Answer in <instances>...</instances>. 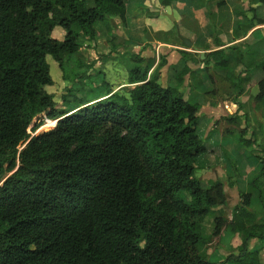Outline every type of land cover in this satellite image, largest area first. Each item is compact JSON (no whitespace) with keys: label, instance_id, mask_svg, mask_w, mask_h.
<instances>
[{"label":"trees","instance_id":"trees-1","mask_svg":"<svg viewBox=\"0 0 264 264\" xmlns=\"http://www.w3.org/2000/svg\"><path fill=\"white\" fill-rule=\"evenodd\" d=\"M111 18L127 28L125 0H0V264H216L203 249L202 224L225 206L224 184L203 187L195 176L207 149L197 135L200 106L186 100L184 87L194 74L188 62L196 67L208 58L180 52L176 85L164 88L163 64L148 77L152 61L133 57L132 89L99 87V73L76 56L80 41L90 46ZM234 49L210 54L223 56L214 68L244 63ZM48 59L69 85L59 105L45 91L53 85ZM253 68L263 73L254 101L264 103V59ZM40 115L55 126L31 137ZM241 134L239 146L261 151ZM258 160L248 187L264 212V161ZM240 198L230 222L213 220L212 236L227 226L241 237L235 251L223 253L224 263L264 264V247L247 252L264 225L247 211L252 195Z\"/></svg>","mask_w":264,"mask_h":264},{"label":"crops","instance_id":"crops-1","mask_svg":"<svg viewBox=\"0 0 264 264\" xmlns=\"http://www.w3.org/2000/svg\"><path fill=\"white\" fill-rule=\"evenodd\" d=\"M125 1L127 10L141 9L144 12L134 18L136 28L132 31L115 28L117 23L114 18L107 19V22L101 25L103 33L97 32L96 42L98 45L104 44L107 58L102 66L104 75L100 82L107 83L114 93L122 94L124 90L132 89L134 86L128 84L127 76V71L132 65L126 67V63L119 57H131L130 61L133 62L132 58L138 56L146 62L152 61L148 77L158 65L163 64L158 70L160 83L164 88L173 87L176 85L175 76L184 65L180 52H186L192 58L201 60L200 53L187 49L178 39V35L190 40L193 46L203 53L204 59L208 58L207 64L196 67L188 62L187 66L194 70V74L184 80V87H190L188 99L197 100L195 104L200 106L197 135L199 138L204 136L207 141L204 145L207 152L199 160L210 179L207 184L203 182L201 184L209 186L217 181L222 182V179L215 177L214 172L224 167H234L242 175L237 180H245L246 184H249L250 179L260 171L261 164L258 158L262 157L251 152V148L245 151L238 145L237 140L232 138V133L238 132L241 135L245 124L248 130L243 136L244 139L254 137L258 146H260L258 141L262 139L261 152L264 153V139L261 138L264 128L258 124L261 118L253 114L260 110L264 119V103L254 101L258 91L257 83L263 77V73L253 68V65L264 57V5L254 4L252 0H177L169 7H165L162 5L163 0ZM208 11L213 16L215 28L209 19ZM169 19H172V23ZM168 34L173 36L172 42L165 40ZM231 48H235L233 51L235 55H244V63H231L225 70L215 69L214 64L223 56L214 60L210 54L220 52L228 55ZM93 53L94 51L90 52L92 56ZM251 57H254L255 61L251 62ZM245 63L248 65L247 68ZM251 103L253 110L250 109ZM235 118L239 120L235 121L237 124L228 121ZM221 148L223 152L221 151L217 157L208 155L213 154L214 150L220 151ZM222 154L225 156L221 158ZM262 160L264 161V158ZM226 174H230L229 171H226ZM234 182H231L232 188L235 186ZM231 187L224 184L226 204L228 203L226 190L232 189ZM255 202L252 200L251 205ZM257 204L261 207L259 211H248L249 208L247 211L262 212L261 204L259 202ZM225 206L216 209L223 210ZM207 217L202 224V230ZM211 228L213 231L214 224ZM250 243L248 247L254 245Z\"/></svg>","mask_w":264,"mask_h":264},{"label":"rangeland","instance_id":"rangeland-1","mask_svg":"<svg viewBox=\"0 0 264 264\" xmlns=\"http://www.w3.org/2000/svg\"><path fill=\"white\" fill-rule=\"evenodd\" d=\"M141 12H144V11L141 9H129V10H127V26H126L127 28H125V29L122 28L121 25H119V23L117 21H116L117 26L115 28L118 27L120 29H124L127 31L134 30L136 28V23L134 21V18L137 15H140ZM169 22L172 23V19H169ZM110 25L112 26V22ZM97 32H100L101 34L103 33L102 26H99L97 28ZM117 34H118V32H117ZM165 40L172 42L171 40H173V36L168 35ZM80 43H81L82 47L80 49L79 54L76 56V58L78 60L82 61L83 63L87 64V65H92V67H93L92 71L95 74L99 73L100 76L97 78L96 81L100 87L101 83H102L100 81H102L101 80L102 75H104L102 73V70H103L102 66H103V63L105 62V59L107 58V56H105V53H104V51H105V49L103 48L104 44L98 45V43L95 40V42L89 44L90 46L86 47L85 44L82 43L81 41H80ZM92 51H94L93 56H92V54H90V52L92 53ZM195 57H198V56L195 55ZM119 58L122 59V61L126 63V67L133 65V62L130 61L131 57L130 58L119 57ZM261 59H264V57H261ZM47 63L49 65L50 76L52 78L53 85L50 87H46L45 91L48 94L52 95L54 97L55 103H57L59 105L61 103V96L63 95L65 88L68 87L69 85H67L62 80V74H61L60 70L58 69L57 64L54 63L51 59H48ZM93 72H91L92 76H94ZM127 76H128V72H127ZM99 87L97 86V91H99L98 89H101ZM189 90H190V87L186 88V93H185L186 100H188L191 103H197L198 101L195 99H188ZM99 92H103V91L100 90ZM125 92H126V90H124L121 93L124 94ZM96 94H98V92ZM250 109L253 110V103H251ZM253 114L256 117L261 118V120H258V124L263 125V126H261V128H264V119L262 118L263 113L260 110H258L257 113H253ZM34 125H39L40 127L35 132H32L31 129L33 128ZM54 126H55L54 121H49L44 115H40L39 117H37L33 121L28 132H29L30 136L33 137L39 133L47 132V131L51 130ZM243 127H244V134H245L246 131L248 130V126L246 127V125L244 124ZM262 132H264V130H262ZM244 134H243V136H244ZM238 137H239L238 132L232 133V138H234L235 141L238 139ZM251 138H254V137H251ZM261 138L264 139V134L262 135ZM200 139L202 140L204 145H205V143L207 144V141L205 140L204 136L200 137ZM261 141H262V139L258 141V143H260V146H258L256 143V140H255V146H253L252 149H255L256 146H258L261 149V146H263L261 144ZM225 148H230V146H228V147L225 146ZM244 150L247 151V149H244ZM221 151L223 152L222 148L220 151L214 150V152H212L213 154L210 153L208 155H211L212 157H217L218 155L221 154ZM261 151H252V152H254L256 155L264 158V153H262ZM224 156L225 155L222 154L221 158ZM262 158H261V160H262ZM226 171H229L230 174H226ZM237 171L238 170H235L234 167H231V168L224 167L223 169L215 170L214 175L216 178L222 179V182L227 187L228 186L231 187V186H233V185H231V182H234L235 180H237L239 177L241 178V176H242L239 173V171L238 172ZM206 172H207L206 169L202 166L201 160H199V162L197 163V170H196L195 176L200 181V183L203 182L204 184H207V181L210 179V177L206 176ZM237 173H238V177H237ZM204 184H202L203 187L208 186V185H204ZM233 184H235L234 188L231 187L232 189L228 188L226 190V195L228 198V203L226 204V206L223 208V210L214 209L211 216L209 218L207 217L208 219L204 223V227L202 230V235L206 240V245L203 249L206 250L207 260L211 263L234 264V262L224 263L223 253H225L227 251H235L234 249H237L241 245V237L239 235L237 236V235L231 234L228 231L227 226H225L222 229V232L218 237H213L212 231H211L212 230L211 227H213V219L220 217L226 223L231 221L232 217H233L234 208L241 203L240 194L250 193L252 195V200H254V202L257 201V192L251 191L248 187V184H246L245 180L244 181H238L237 180V182H234ZM262 195L264 196V188H263ZM257 202L253 203L251 205V207L248 209V211H254V210L259 211V209H261V207L258 206ZM254 224L259 225V226L264 225V212L255 213ZM256 235L258 237H260V239H255L256 242H255V240L250 241L254 245L247 248V252H249V253L259 251L261 248L264 247V233H262V231L259 229L257 231ZM222 238H224L223 242H222ZM249 243H248V246H249Z\"/></svg>","mask_w":264,"mask_h":264},{"label":"water","instance_id":"water-1","mask_svg":"<svg viewBox=\"0 0 264 264\" xmlns=\"http://www.w3.org/2000/svg\"><path fill=\"white\" fill-rule=\"evenodd\" d=\"M178 39L181 41V43L187 48L189 49L190 51H193V52H196V53H200V59L203 60L204 59V56H203V53L197 49L196 47L193 46L192 42L188 39H185L183 37H181L180 35H178ZM25 147V146H24ZM23 147V148H24Z\"/></svg>","mask_w":264,"mask_h":264},{"label":"built area","instance_id":"built-area-1","mask_svg":"<svg viewBox=\"0 0 264 264\" xmlns=\"http://www.w3.org/2000/svg\"><path fill=\"white\" fill-rule=\"evenodd\" d=\"M47 121V120H46ZM50 121V120H49Z\"/></svg>","mask_w":264,"mask_h":264}]
</instances>
